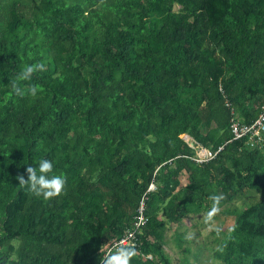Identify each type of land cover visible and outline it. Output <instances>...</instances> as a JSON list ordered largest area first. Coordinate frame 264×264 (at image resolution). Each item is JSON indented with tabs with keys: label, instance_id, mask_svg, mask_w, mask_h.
Returning a JSON list of instances; mask_svg holds the SVG:
<instances>
[{
	"label": "trees",
	"instance_id": "16d2710c",
	"mask_svg": "<svg viewBox=\"0 0 264 264\" xmlns=\"http://www.w3.org/2000/svg\"><path fill=\"white\" fill-rule=\"evenodd\" d=\"M262 105L264 0H0V264H102L142 201L131 264H170L166 225L244 190L212 257L264 264V145L230 129ZM183 135L222 149L198 162ZM44 156L67 177L50 198L18 180Z\"/></svg>",
	"mask_w": 264,
	"mask_h": 264
},
{
	"label": "rangeland",
	"instance_id": "374dc122",
	"mask_svg": "<svg viewBox=\"0 0 264 264\" xmlns=\"http://www.w3.org/2000/svg\"><path fill=\"white\" fill-rule=\"evenodd\" d=\"M180 180L182 186L188 184V176L185 172L180 175ZM253 196L255 194L252 191H241L230 204L220 206V211L215 213L211 219L208 216L210 209L207 208L199 213L188 214L177 223H168L165 230L164 248L170 257V264H220L219 261L213 259L212 252L235 220L234 214L226 210L227 208L243 209L249 205ZM217 227L221 228L220 232L216 231ZM179 233L185 240L181 248L175 242L176 235ZM12 244L17 247L19 240H13ZM184 248L185 251H183ZM11 257L15 258V253H12ZM140 258L146 257L140 256Z\"/></svg>",
	"mask_w": 264,
	"mask_h": 264
},
{
	"label": "clouds",
	"instance_id": "9594fccd",
	"mask_svg": "<svg viewBox=\"0 0 264 264\" xmlns=\"http://www.w3.org/2000/svg\"><path fill=\"white\" fill-rule=\"evenodd\" d=\"M44 69L45 64L43 62L26 64L12 81L14 93L21 96L25 95L26 92L21 86V80H29L34 72ZM37 92L38 89L35 85L28 89V93L33 96ZM26 172L27 177L24 175L18 176L19 183L25 185L30 192L37 196L50 198L65 190L66 175L57 172L55 161L47 156L39 158L36 163H28ZM222 199L223 194H213V206L208 213L209 219L220 211V201ZM216 231L220 232L221 228L217 227ZM136 253L137 249L134 244H117L108 250L102 259V264H131V260Z\"/></svg>",
	"mask_w": 264,
	"mask_h": 264
},
{
	"label": "built area",
	"instance_id": "2783aa9c",
	"mask_svg": "<svg viewBox=\"0 0 264 264\" xmlns=\"http://www.w3.org/2000/svg\"><path fill=\"white\" fill-rule=\"evenodd\" d=\"M230 129L234 136V138H240L245 135H248V144L251 146H263L264 145V105H262V111L259 113L257 118L253 120L251 123H243L238 120H234L230 123ZM185 140L189 143L193 148L194 142L187 135H184ZM196 148V156L193 158L198 162H203L208 159L215 157L217 152L222 149V146H219L216 150H209L207 148H203L201 146ZM150 188H154V185L151 184ZM147 221L146 216L144 215V202L140 203L138 208V213L134 218L132 226L127 229L125 234L111 243L106 248V253L110 248L117 244H136L137 242V234L140 232L142 226Z\"/></svg>",
	"mask_w": 264,
	"mask_h": 264
}]
</instances>
